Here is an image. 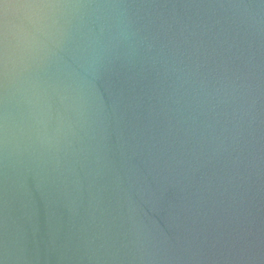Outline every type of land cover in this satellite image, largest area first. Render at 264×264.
Returning a JSON list of instances; mask_svg holds the SVG:
<instances>
[{"label": "water", "instance_id": "water-1", "mask_svg": "<svg viewBox=\"0 0 264 264\" xmlns=\"http://www.w3.org/2000/svg\"><path fill=\"white\" fill-rule=\"evenodd\" d=\"M0 264H264V0H0Z\"/></svg>", "mask_w": 264, "mask_h": 264}]
</instances>
